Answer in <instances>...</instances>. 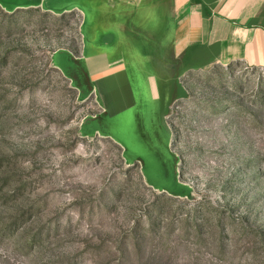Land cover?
I'll list each match as a JSON object with an SVG mask.
<instances>
[{
	"label": "rangeland",
	"instance_id": "rangeland-1",
	"mask_svg": "<svg viewBox=\"0 0 264 264\" xmlns=\"http://www.w3.org/2000/svg\"><path fill=\"white\" fill-rule=\"evenodd\" d=\"M29 1L0 0V264H264V68L175 80L162 119L178 162L150 143L148 183L133 119L90 118L97 88L53 60L82 48L87 7Z\"/></svg>",
	"mask_w": 264,
	"mask_h": 264
},
{
	"label": "crops",
	"instance_id": "crops-1",
	"mask_svg": "<svg viewBox=\"0 0 264 264\" xmlns=\"http://www.w3.org/2000/svg\"><path fill=\"white\" fill-rule=\"evenodd\" d=\"M53 2L30 0L24 4L43 3L60 10L50 5ZM82 2V7H87L82 48L78 52L57 49L53 60L67 70L84 93L97 88L101 109L90 118H99L113 127L120 122L127 126L129 118L133 119L132 141L146 145V152L131 144L135 153L131 158L143 160L144 169L150 159V143L158 147L162 142L157 148L163 150L159 159L178 162L170 131L162 119L175 96V80L181 82L188 71L214 63L241 61L264 68V0ZM189 62L193 66L188 68ZM87 120L84 132L99 131L96 127L86 128ZM110 134L118 136L119 127ZM124 151H128L125 146ZM145 174L150 183V161ZM181 184L188 192H173L189 193L190 185Z\"/></svg>",
	"mask_w": 264,
	"mask_h": 264
},
{
	"label": "water",
	"instance_id": "water-1",
	"mask_svg": "<svg viewBox=\"0 0 264 264\" xmlns=\"http://www.w3.org/2000/svg\"><path fill=\"white\" fill-rule=\"evenodd\" d=\"M3 4H4L5 6H8L6 3H3ZM8 7H9V6H8ZM13 7H14V6H11V7H9V8H13ZM65 9H66V8H65ZM65 9H64V10H65Z\"/></svg>",
	"mask_w": 264,
	"mask_h": 264
},
{
	"label": "trees",
	"instance_id": "trees-1",
	"mask_svg": "<svg viewBox=\"0 0 264 264\" xmlns=\"http://www.w3.org/2000/svg\"><path fill=\"white\" fill-rule=\"evenodd\" d=\"M60 10H64L65 9V7H61V8H59Z\"/></svg>",
	"mask_w": 264,
	"mask_h": 264
}]
</instances>
